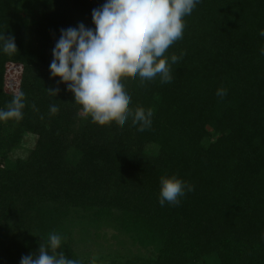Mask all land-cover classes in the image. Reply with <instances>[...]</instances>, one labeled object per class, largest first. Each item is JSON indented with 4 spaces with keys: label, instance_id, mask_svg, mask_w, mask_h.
Returning <instances> with one entry per match:
<instances>
[{
    "label": "trees",
    "instance_id": "16d2710c",
    "mask_svg": "<svg viewBox=\"0 0 264 264\" xmlns=\"http://www.w3.org/2000/svg\"><path fill=\"white\" fill-rule=\"evenodd\" d=\"M104 2L0 0V35L17 47L0 52V109L25 94L23 118L0 121V264L50 233L79 264H264V0H201L165 53L181 57L170 83L121 78L130 109L153 111L144 132L93 122L50 77L60 29L94 28ZM27 134L34 145L14 157ZM162 176L194 190L161 206Z\"/></svg>",
    "mask_w": 264,
    "mask_h": 264
},
{
    "label": "clouds",
    "instance_id": "9594fccd",
    "mask_svg": "<svg viewBox=\"0 0 264 264\" xmlns=\"http://www.w3.org/2000/svg\"><path fill=\"white\" fill-rule=\"evenodd\" d=\"M201 0H105L91 12L93 27L82 22L76 27L60 29L49 65L50 77H59L73 93L74 102L82 107L85 117L100 125L117 121L125 124L129 118L138 132L151 128L153 111L144 108L130 109L131 91L122 83V77L138 76L141 85L159 75L162 83L172 80L171 64L180 56L165 58L166 51L182 39L184 17L192 14ZM264 37V30L259 32ZM17 51L14 37L0 35V52ZM264 55V48L260 49ZM183 53H181V56ZM170 61V62H169ZM56 96L59 89H47ZM216 95H227L218 88ZM25 94L18 91L6 110L0 109V121L23 118ZM59 111L51 105L49 112ZM193 186L176 176H162L159 182L158 202L178 205ZM62 237L50 233L40 243L36 253L21 257L19 264H79L68 258L61 247ZM60 249L57 252V249Z\"/></svg>",
    "mask_w": 264,
    "mask_h": 264
},
{
    "label": "rangeland",
    "instance_id": "374dc122",
    "mask_svg": "<svg viewBox=\"0 0 264 264\" xmlns=\"http://www.w3.org/2000/svg\"><path fill=\"white\" fill-rule=\"evenodd\" d=\"M11 68V67H10ZM17 70H19V68L17 69ZM13 71V70H12ZM8 75H7V80L8 81H10V83L11 84H7V86H6V88H7V90L8 91H13V90H15V86H16V83H17V81H16V78H14V79H12V78H10V77H14V73L12 72V74H13V76H10L9 74V72L7 73ZM11 74V75H12ZM34 143H35V137L34 136H32L31 134H27V135H25V137L23 138V142H22V148L21 149H19V150H17L15 153H14V157H16V156H20V157H24L25 155H26V153H27V150L29 149V148H31L33 145H34ZM100 241H102V244H104V245H107V241H103V240H100ZM101 243V242H100ZM99 249L98 248H96L94 251L95 252H99L98 251ZM105 250V249H104ZM93 251V252H94ZM103 254V253H102ZM102 254H100V252L99 253H97V255H95V258H97L98 256H102ZM103 257V256H102ZM87 264H99L98 263V260H93V261H90L89 263H87Z\"/></svg>",
    "mask_w": 264,
    "mask_h": 264
}]
</instances>
